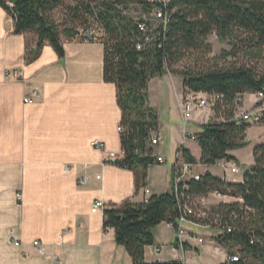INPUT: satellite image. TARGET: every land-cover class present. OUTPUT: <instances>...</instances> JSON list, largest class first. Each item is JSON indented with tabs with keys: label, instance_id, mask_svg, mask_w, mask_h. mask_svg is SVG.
Returning a JSON list of instances; mask_svg holds the SVG:
<instances>
[{
	"label": "crops",
	"instance_id": "obj_1",
	"mask_svg": "<svg viewBox=\"0 0 264 264\" xmlns=\"http://www.w3.org/2000/svg\"><path fill=\"white\" fill-rule=\"evenodd\" d=\"M13 27L12 17L0 7V264H55L53 255L60 264H133L124 246L116 242L114 230L103 228V208L92 211V204L97 200L106 206L126 199L143 202L144 187L149 190L148 196L170 191L174 152L184 146L193 155L189 140L195 139L184 137L183 131L193 134L200 130L198 126L220 117L207 108L194 110L184 125L181 82L175 90L173 110L168 103L164 107V124L160 120L162 112L148 90L149 104L158 112L161 132L160 143L152 150L165 162L147 167L145 186L136 190L134 171L117 166L108 157L110 152L122 157L117 130L121 110L115 85L103 80L102 43L64 39L61 58L46 43L39 56L26 63V36L13 33ZM168 81L178 87L175 76L166 73L151 78L149 89L153 82L167 94ZM253 95H243L238 114L258 102L256 96L249 99ZM261 104L264 110V100ZM255 125L262 129L260 137L251 142L246 133L248 146L239 148L238 152L242 151L238 156L235 150L230 152L239 166L246 158L247 167H251L253 148L264 140V124ZM93 141L104 146L96 148ZM199 158L200 152L196 159ZM212 166L215 165L198 163L196 169L225 177L223 171L214 172ZM82 176L87 178L85 184L78 182ZM225 180L228 181L226 177ZM233 200L230 196L207 195L209 207ZM187 227L203 236L199 231L204 230ZM174 236L169 223L157 224L153 228L154 243L144 249L145 261L168 262L181 255L172 250ZM209 239L201 244L188 241L183 264L189 255L200 261L196 260V264L221 263L209 262L202 255L206 252L220 257ZM37 241L46 245L47 255L38 253L34 245ZM154 246L160 248L158 254Z\"/></svg>",
	"mask_w": 264,
	"mask_h": 264
},
{
	"label": "trees",
	"instance_id": "obj_2",
	"mask_svg": "<svg viewBox=\"0 0 264 264\" xmlns=\"http://www.w3.org/2000/svg\"><path fill=\"white\" fill-rule=\"evenodd\" d=\"M131 4L147 17L156 6L145 0H0V7L13 19V33L26 36V63L35 60L46 43L61 58L64 39H77L81 29L102 28L103 80L116 87L123 127L122 157L114 164L134 171L136 190L145 186L147 166L155 161L149 138L159 128V116L148 96L149 81L155 76L170 73L180 77L184 96L221 95L212 109L220 119L209 120L195 133L199 160L181 146L178 150L183 158L204 165L236 160L230 152L248 146L250 123L234 119V98L245 93L264 94V0H173L166 6L169 20L165 26L143 20L141 15L135 18L129 13ZM58 8L67 14L63 25L53 15ZM140 21L146 32L139 29ZM212 34L228 46L216 57H209ZM256 123L264 124V110ZM252 157L253 164L239 182L204 171L185 189L192 196L218 191L235 198L208 209L210 217H218L221 224L234 225L232 231L213 238L236 253L238 260L218 264H264V140L254 146ZM179 215L170 189L152 194L147 201L126 199L105 206L103 228L114 230L116 242L124 246L133 264H182L175 259L146 262L144 258L145 247L154 243L153 228L161 222L176 226Z\"/></svg>",
	"mask_w": 264,
	"mask_h": 264
},
{
	"label": "built area",
	"instance_id": "obj_3",
	"mask_svg": "<svg viewBox=\"0 0 264 264\" xmlns=\"http://www.w3.org/2000/svg\"><path fill=\"white\" fill-rule=\"evenodd\" d=\"M148 2H154L156 3V6H154L150 12V17H147L145 14H141V18L143 20H156L162 23L164 26L167 24L169 20V13L166 9V6L171 3L173 0H145ZM139 29L143 32H146V25L143 21L138 22ZM152 29H150V32ZM102 28H98L96 26L89 27L86 29H81L77 34V39L80 40H86V41H100ZM148 36L145 37L147 40ZM137 48H140V45H137ZM243 95H237L234 98V103L236 105V111L238 113V110L241 107ZM255 96L258 99V102L249 110H245L240 112L239 114L234 115V119L237 121V123H240L241 121H248L250 123H256L258 120V117L260 115V112L262 111V104L261 102L264 100V94L262 92L256 93ZM221 97V95H207L204 94V96H199L197 93H193L183 99L181 104V112H182V118L184 125L190 121L191 114L194 110H201L204 109H210L212 110L215 105L217 104L218 99ZM28 98H24V101H28ZM213 111V110H212ZM235 111V112H236ZM118 132L123 131L122 125H118L117 127ZM184 132V137H189L191 139H194L195 133L193 134H187L186 131ZM161 140V132L159 128L151 135L149 138V144L151 146L158 145ZM93 146L96 148H102L104 144L100 141H93ZM151 156L155 157L154 163H164L165 159L160 156L156 155L155 153L151 154ZM109 158L115 160L117 159V155L114 152H110L108 155ZM152 163V164H154ZM152 164H149L147 167L151 166ZM198 163L194 164L191 162L186 161L183 158L182 152L177 150L174 155L173 162L171 163V171H172V183H171V189L175 195V198L178 203V207L180 210V215L177 218L176 226L173 223H169L175 230V236L173 239V242L171 244L172 250L175 252L181 253V255H177L175 257V260H178L180 262H184V253L188 249L187 244L188 241L196 240L197 243L201 244L205 241V238L203 236H200L197 232L187 227V225H190L192 227H197L202 230H212L214 232H230L234 229V225L232 224H221L218 217H210L208 213L209 205L207 202V196L206 195H200V196H192L185 192V189H187V183L194 179L198 180L200 178V175L203 172H198L196 167ZM215 166H218L222 169L224 176L226 173L230 174H238L241 172V168L236 160L233 159H221L218 160L215 163ZM97 178L100 177V175L96 176ZM225 179V177H223ZM87 181V178L85 176H82L78 182L80 184H85ZM144 193V201H147L149 190L147 187L143 188ZM213 195H215L218 198H224L225 195L221 194L218 191L211 192ZM210 194V193H209ZM17 198L21 200V193L17 194ZM106 204L101 201L97 200L94 201L92 204L91 210L97 211L100 208H104ZM212 242L215 243V249L218 255L223 257L226 261H236L238 260V255L236 253H232L229 250H227L224 247H221L218 245L213 237H211ZM15 244H20L19 241H16ZM35 247L39 254L47 255L46 245L40 241L35 242ZM154 253H159L160 248L158 246H154L153 248ZM54 259L55 264H60V260L56 255L52 256Z\"/></svg>",
	"mask_w": 264,
	"mask_h": 264
},
{
	"label": "rangeland",
	"instance_id": "obj_4",
	"mask_svg": "<svg viewBox=\"0 0 264 264\" xmlns=\"http://www.w3.org/2000/svg\"><path fill=\"white\" fill-rule=\"evenodd\" d=\"M66 1L67 2H72L73 0H66ZM129 13L132 16H134L135 18H138L141 15V11H140L139 7L135 6V5H132V4L129 5ZM53 15H54V18L56 19V21H58L59 24L63 25L64 18L67 15L66 12L62 8H58V9H56L54 11ZM208 41H209V43L211 45V48H212V52L209 55V57L219 56L223 49H228V46L225 43L219 41V39L217 38V36L215 34H212L211 36H209ZM227 60H229V58ZM173 76H175V82L178 85V87L174 88V86L172 85V83L170 81L166 82L165 83V88L167 90V94L163 93L162 90H159L156 87L155 83H153V82L151 83V87L149 89V95L151 97L152 102H154L158 106L160 112H162L160 120L164 124H167L166 123L167 122V114L163 113L165 111L164 107H166V105L168 103L169 106L171 105L172 110H173L174 98H175V90L179 88V85L182 82V79L180 77H178L176 75H173ZM184 97H186V95ZM254 97L255 96L253 95V97L251 96L249 99H252ZM234 114H236V113H234ZM251 124H252L251 127H249V129H247L246 133H247L248 140H250L251 142H254L262 134V129H260L257 125H255V123H251ZM167 126H168V129H170V125H167ZM197 128H200V127L198 126ZM189 143H191L190 144V148H191V151H192L194 157L196 158L197 155L200 152L199 151V147H198V143H197L196 140H189ZM241 151L238 152V149H235V154L238 156V154L241 153ZM175 152H174V155H175ZM162 153H164V152L162 151ZM174 155H173V159H174ZM245 160H247V159L244 158V162L245 163L240 166L241 167V172L240 173H238V174L226 173L225 177H226V179L229 182H239V180H241V178L243 176V172L248 169ZM197 169H199V167ZM212 170L214 172L215 171H222V169L220 167H218V166H212ZM199 233L201 235H203V237L206 240H208L209 237L212 236V235L220 234V232H212L210 230L199 231ZM194 252L195 251H193V253ZM203 253H202V255L210 260L209 262H213V261L222 262L224 260L221 256L220 257H217V256L215 257V256H212V255L206 253V252L204 254ZM189 257L190 258H189V260L187 261L186 264H196V260L199 261L198 259H196V257H193L192 255H189ZM198 263H200V261ZM208 264H210V263H208Z\"/></svg>",
	"mask_w": 264,
	"mask_h": 264
}]
</instances>
